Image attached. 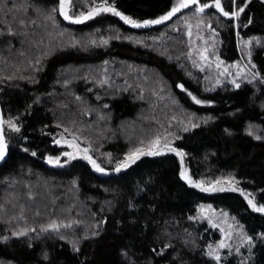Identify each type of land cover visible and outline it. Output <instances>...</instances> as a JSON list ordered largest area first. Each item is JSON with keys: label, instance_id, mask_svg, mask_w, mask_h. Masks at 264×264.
<instances>
[{"label": "trees", "instance_id": "trees-1", "mask_svg": "<svg viewBox=\"0 0 264 264\" xmlns=\"http://www.w3.org/2000/svg\"><path fill=\"white\" fill-rule=\"evenodd\" d=\"M26 2L46 10L56 6L58 0H8L9 6ZM74 2L75 11L86 7L83 0ZM172 2L116 0L117 6L135 19L155 18L167 11ZM189 14L190 9L181 10L168 21L135 28L111 13L83 23L66 21L57 13L58 26H52L43 21V16L33 7H29L27 15L22 10L17 11L18 17L37 20L33 35L37 41L43 38V43L38 47L26 43L22 49L28 58L25 59L19 55L21 45L18 41H13L15 48L9 53L4 45L6 37L0 38V77H17L10 81L0 79L1 111L5 119L19 117L21 134L29 138L24 141L19 139L21 134L9 133L11 155L0 165V204H5L7 209L4 217L8 219L18 214L23 205L29 224L33 221L39 224L48 219L53 208L56 215L69 218L62 209L74 204L71 218L84 222L75 226V233L83 236L94 221L104 217L107 222L101 225L98 237L83 239L80 251L75 252L69 240H61L56 234H44L39 238L35 233L27 237L11 236L10 229L16 226V221L11 224L0 221V236L9 237L6 241L0 240V264H214L203 255L202 246L207 240L219 239V231L206 221L197 223L188 219L196 215L201 203L227 210L251 235L264 232V213L252 210L240 192L231 189L203 192L182 180L180 160L174 153L145 156L129 169L107 174L95 172L82 159L62 167L50 166L43 159L61 150L47 135L60 131L55 125L57 120L67 124L76 119L91 124L86 134L97 144H103L101 151L119 157L141 137L154 133L161 124L168 127L173 115L179 118L185 113H195L199 127L183 132L173 121L171 128L181 137L174 145L185 149L184 163L189 174L199 179L232 173L239 187L252 193L258 203H264V140H256L245 131L252 123L260 125V134L264 135V83L259 79L253 83L243 81L236 89L225 81L214 91H205L212 86L210 81L204 80L208 73L192 68L181 56L187 51V37L179 18ZM207 15L211 16V11ZM248 17H252L253 23L244 27ZM3 19L4 14L0 12V28L6 29ZM7 19L11 21V14ZM174 26L180 30H174ZM213 26L219 33L217 52L221 59L226 63L242 61L247 64L245 54L237 45L236 33L238 31L244 39L249 36L264 38V0H249L239 21L221 16L219 23L213 18ZM61 30L64 35H56ZM117 34L134 39L112 38L106 46L83 47L71 43L73 36L86 44L92 36L98 39L101 35L115 37ZM153 37L160 39L153 40ZM36 59L41 63L39 70L33 71L28 64ZM104 61H108L107 65ZM252 61L256 70L264 74V45L254 46ZM188 72H192V76ZM21 74L33 76L35 82L19 79ZM105 74L112 81L111 87L95 83ZM145 75L149 78L147 81ZM64 79L71 81L68 86L63 84ZM125 81L131 85L127 91L123 90ZM161 82L165 86L164 100L151 92L153 88L159 90ZM178 83H183L199 98L214 103L195 104L186 92L176 87ZM140 86L145 89L143 99ZM73 94L83 100L77 101ZM172 99L178 104H172ZM88 106L94 110L92 115H81ZM100 112L104 113L103 120L98 118ZM208 117L212 119L204 123L202 118ZM129 125L135 128L130 131ZM21 144L34 149L37 156L33 157L31 151L24 152ZM73 179L78 181V190L72 186ZM29 191L35 193L34 198L28 197ZM106 201H111V205ZM37 209L42 213L39 217L34 215ZM185 229L200 247L184 243ZM62 231L71 239L73 230ZM168 242L172 246L157 254ZM122 250H127L128 255ZM45 252L48 259L44 257ZM226 264H238V258L229 256ZM249 264H264V242L257 240Z\"/></svg>", "mask_w": 264, "mask_h": 264}, {"label": "snow or ice", "instance_id": "snow-or-ice-1", "mask_svg": "<svg viewBox=\"0 0 264 264\" xmlns=\"http://www.w3.org/2000/svg\"><path fill=\"white\" fill-rule=\"evenodd\" d=\"M83 3L86 7L79 11L74 10V0H58L56 6L42 10L35 5L28 4L27 2L22 5L11 4L9 6L8 0H0V12L4 14L3 23L7 25L6 29L0 28V38L6 37V39H4V45L9 53L15 48L13 41H18L21 45L19 55L25 59L28 58L22 49L26 43L30 42L37 47L39 44L43 43V38L37 41L33 35L35 32V26H37V20L35 18L27 19L24 16H17L18 10H22L25 15H27L29 7L35 8V11L43 16V21L50 22L52 26H58V20L56 18L57 13L59 16H62L64 20L73 23H83L97 17L98 15L111 13L119 17L125 24L131 25L135 28L160 24L163 21H168L177 13H180L181 10L190 9L189 15H183L179 18L184 26V34L187 37V40L185 41L187 51L182 52L181 56L191 63L192 68H197L201 72L208 73V75L204 76V80L210 81L212 86L206 87L204 90L214 91L216 86L224 85L225 81H228V83L236 89L241 87L243 81L253 83L259 79L264 83V74L259 70H256V65L252 61L254 46L264 45V38L260 36H249L247 39H244L237 31V45L238 47H241L242 52L245 54L247 64H242L240 61H236L232 65H228L221 59L217 52L218 43H220V41L218 40L219 33L217 28L213 26V18H215L217 23H219L221 16L239 21L241 14L245 12V9L248 6L249 0H242V2H240V0H173L167 11L152 19L133 18V16L126 14L117 6L116 0H90V2L89 0H83ZM209 11H211V16L207 15V12ZM9 14L12 16L11 21L7 19ZM252 23V17H248L247 24H245L244 27H247ZM237 27H239L238 24ZM174 30L179 31L180 28L174 26ZM52 35L53 33H49V36ZM56 35L63 36L64 31L61 30L59 33H56ZM112 38L117 40L134 39V37L121 36L120 34L115 35V37H105L101 35L98 39L95 36L90 37L87 43L84 44L73 36L71 38V43L72 46L80 44L83 47L98 45L106 46ZM152 39L157 40L160 38L153 37ZM136 42L143 43L142 40H137ZM5 59L7 58L5 57ZM242 59H244V57H242ZM40 63V59L34 61L30 60L28 67L33 71H38V65H40ZM103 63L107 65L108 61H104ZM232 67L236 69L234 74L230 70ZM213 69H215L214 74L212 72ZM104 72H107L106 68L104 69ZM187 74L192 76V72H188ZM249 74L251 78H249ZM15 78L17 77L14 75L0 77V79H6L9 81ZM87 78L92 79L91 77ZM19 79H27L31 82H35L33 76H26L23 74L19 76ZM148 79V76L145 75L144 80L147 81ZM70 82L69 79L63 80L65 86H68ZM95 83L99 84L101 87H104L105 85H108V87L112 86V81L106 74L103 78L96 79ZM124 84L125 87L123 90L127 91L131 85H129L127 81H125ZM164 87L165 86L161 82L159 90L156 88L151 89L152 95L156 96L159 100H164L165 95L162 94L164 92ZM176 87L186 92L191 100L197 105H210L214 103L213 100L199 98L192 91L188 90L183 83H178ZM139 90L140 98L143 99L145 89L143 86H140ZM89 91L92 90L89 89ZM73 95H75L77 101L83 100L81 96L76 94ZM96 98L97 100L100 99L99 93L96 94ZM171 103L175 105L178 104V101L172 99ZM64 107H67V105H64ZM104 107L107 108L108 105H104ZM93 111L94 110L88 106L85 107L80 114L91 116ZM185 116L178 118L176 115H173L168 121V127L161 124L159 129L154 133L146 138L141 137L137 143L130 146L127 151L122 153L119 157L114 156L112 152L101 151L103 144H97L90 134H86L87 130L92 128L91 124H83L76 119L69 120L67 124L57 120L55 121V125L60 131L56 133L48 132L47 135L52 137L51 143L53 145H66L68 150H61L55 155L47 154L43 159L46 160L49 165L62 167L80 158L86 161L95 172L107 174L110 172L119 173L122 170L129 169L145 156L156 157L164 153H174L180 160L179 176L182 180L186 181L188 185L200 189L203 192L215 193L222 192L226 189L240 192L252 210L257 213H264V203H258L252 193L239 187V181L234 174L229 173L214 178L201 177L199 179L194 178L189 174V170L185 167L184 163L185 156L187 155L185 149L174 145V141L181 139V137L177 132L171 130L173 121L177 123L183 132H188L191 129L199 127V123L196 122L195 113H185ZM98 118L103 120L105 118L104 113H98ZM202 119L204 123H207L212 117ZM46 127L47 126L45 125V128ZM260 128V125L249 123L245 131L256 140H264V135L260 134ZM21 129L22 124L19 121V117H9L8 119H5L3 113L0 112V161H5L11 155L12 144L9 133L21 134ZM19 139L27 141L29 138L27 135L21 134ZM20 147L24 152L31 151L33 157L37 156V152L34 149L25 147L23 144H21ZM71 183L73 188L78 190V181L73 179ZM27 195L30 198H34L35 193L29 191ZM106 203L111 205L112 202L106 201ZM53 204H55V198L53 199ZM129 206L135 207L134 204H130ZM13 207H15V205H13ZM74 207L75 205L73 204L66 209H62L63 212L68 213L69 218H63L56 215V209L53 208L45 222L36 224V222L33 221L32 224H29L23 205H20V211L18 214L11 215L8 219H5L4 213H6L7 209L5 204H0V221H3L6 224H11L13 221H16V226L10 229L11 236L27 237L30 233H35L36 238H39L44 234H56L61 240H69L73 251L79 252L80 243L83 239L98 237L100 235L101 225L107 222V217L94 221L91 229L86 230L84 235L81 236L75 233L74 228L84 222L76 218H71V213ZM34 215L39 217L42 213L37 209ZM92 215L95 216V213H92ZM188 219L197 223L200 221H206L211 228L219 231V239L207 240L202 246L204 249L203 255L214 261V264H226L227 257L229 256L238 258V264H249L253 258L254 247L257 240L264 242V232L256 233L255 236L249 234L248 231H246L244 224H242L236 216L231 215L227 210H218L213 207L212 204H199L197 206L196 215H191ZM62 230H73L71 239H69V236L65 235ZM184 231L187 233L184 238V243L186 245L191 243V245L195 247H200V245L197 244L196 239L192 238V234L189 233L187 229ZM205 231H207V229H205ZM8 239V236H0V240L6 241ZM29 246H31V244ZM171 246L170 242L165 243L163 247L159 249L157 254L164 253L165 250ZM243 250H246V252ZM153 251L156 252V249H153ZM122 252L125 256L128 255L127 250H122ZM44 257L45 259H48V254L46 252L44 253Z\"/></svg>", "mask_w": 264, "mask_h": 264}, {"label": "rangeland", "instance_id": "rangeland-1", "mask_svg": "<svg viewBox=\"0 0 264 264\" xmlns=\"http://www.w3.org/2000/svg\"><path fill=\"white\" fill-rule=\"evenodd\" d=\"M185 10V9H184ZM117 17V16H116ZM117 18H119V17H117ZM120 19V18H119ZM152 19V18H151ZM121 20V19H120ZM122 21V20H121ZM123 22V21H122ZM236 62V61H235ZM242 64H244L242 61H240ZM234 62H229V63H226V64H228V65H232ZM214 71H215V69H213ZM230 70L233 72V74L235 73V71H236V69L234 68V67H232V68H230ZM128 130H130V131H132L135 127L133 126V125H129L128 127ZM57 146V145H56ZM58 147H61V150H68L67 149V146L66 145H60V146H58ZM60 150V151H61ZM58 154V153H57ZM78 159H80V158H78ZM83 160V159H82ZM45 161V163L46 164H48L47 162H46V160H44ZM49 165V164H48ZM50 166H54V165H50ZM65 166V165H64ZM101 174V173H100ZM219 210V209H218Z\"/></svg>", "mask_w": 264, "mask_h": 264}, {"label": "water", "instance_id": "water-1", "mask_svg": "<svg viewBox=\"0 0 264 264\" xmlns=\"http://www.w3.org/2000/svg\"><path fill=\"white\" fill-rule=\"evenodd\" d=\"M0 112H2V111H1V107H0ZM3 162H4V161H0V165H1Z\"/></svg>", "mask_w": 264, "mask_h": 264}]
</instances>
